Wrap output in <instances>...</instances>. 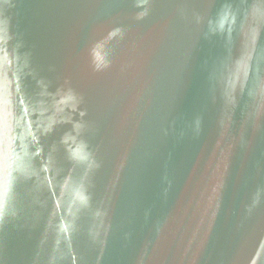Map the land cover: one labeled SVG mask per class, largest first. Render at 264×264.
<instances>
[{
    "label": "water",
    "instance_id": "water-1",
    "mask_svg": "<svg viewBox=\"0 0 264 264\" xmlns=\"http://www.w3.org/2000/svg\"><path fill=\"white\" fill-rule=\"evenodd\" d=\"M0 264H264V0H0Z\"/></svg>",
    "mask_w": 264,
    "mask_h": 264
}]
</instances>
